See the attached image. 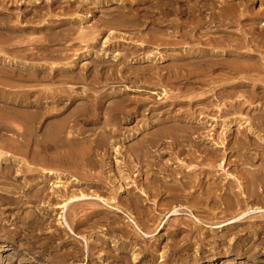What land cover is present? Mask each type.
Returning a JSON list of instances; mask_svg holds the SVG:
<instances>
[{"label":"rangeland","instance_id":"374dc122","mask_svg":"<svg viewBox=\"0 0 264 264\" xmlns=\"http://www.w3.org/2000/svg\"><path fill=\"white\" fill-rule=\"evenodd\" d=\"M47 170L66 197L34 183ZM0 187V264H264V0H0ZM81 193L150 236L90 201L69 236L52 208Z\"/></svg>","mask_w":264,"mask_h":264},{"label":"bare ground","instance_id":"6f19581e","mask_svg":"<svg viewBox=\"0 0 264 264\" xmlns=\"http://www.w3.org/2000/svg\"><path fill=\"white\" fill-rule=\"evenodd\" d=\"M230 6V5H229ZM232 7V6H231ZM226 8V7H225ZM233 8V7H232ZM235 9V8H234ZM233 10V9H232ZM224 11V10H223ZM228 11H229V9H228ZM230 12V11H229ZM237 12V11H236ZM243 12H246V11H243ZM218 13V12H217ZM217 13H216V15H217ZM226 13V12H225ZM233 13V12H232ZM223 14V13H222ZM230 14V13H229ZM228 14V15H229ZM236 14V13H235ZM245 14V13H244ZM243 14V15H244ZM256 14V13H255ZM215 15V14H214ZM215 15V16H216ZM226 15H227V13H226ZM227 15V16H228ZM231 15V14H230ZM242 15V14H241ZM246 15V14H245ZM250 16H251V14H249ZM257 15V14H256ZM222 16V15H221ZM239 16V15H238ZM248 16V15H247ZM226 17V16H225ZM229 17V16H228ZM246 17V16H245ZM255 17V16H254ZM215 18V17H214ZM214 18H213V21H214ZM224 18V17H223ZM244 18V17H243ZM247 18V17H246ZM217 19H219L218 17H217ZM216 19V20H217ZM222 20V19H221ZM217 22V21H216ZM217 60V59H216ZM216 60H213V61H216ZM236 61H239L238 59L236 60ZM236 61H234L233 60V64L230 66L231 68H232V66H235V67H233L232 69L235 71V69L237 70V72L238 71H241V73L242 72H245V71H247V70H249V69H251V68H255L256 69V67H255V65L254 66H251L252 65V63H249V64H251V65H247L246 63H242V60H240L241 62H238V63H241L242 65H240V64H238ZM244 61V60H243ZM217 62V61H216ZM215 62V63H216ZM212 64H213V62H211ZM219 63V62H218ZM221 63H223V62H221ZM231 63V62H230ZM256 64V63H255ZM209 65H210V63H209ZM214 65V64H213ZM212 65V66H213ZM221 66H223V64H220ZM211 66V65H210ZM209 66V67H210ZM215 66V65H214ZM226 66V65H225ZM227 66H229V64L227 65ZM256 66H258V65H256ZM208 67V68H209ZM216 67V66H215ZM214 68V67H213ZM228 69V68H227ZM231 69V71L233 72V70ZM255 69H253V70H255ZM210 70V69H209ZM252 70V69H251ZM202 71V70H201ZM230 71V72H231ZM197 72V71H196ZM203 72V71H202ZM210 72V71H209ZM192 73V72H191ZM218 74V73H217ZM219 75V74H218ZM203 80V79H202ZM206 80V79H205ZM211 80V79H210ZM207 81V80H206ZM215 82V81H214ZM236 84H238V83H236ZM242 84V83H241ZM235 85V84H234ZM238 85H240V84H238ZM233 86V85H232ZM189 88V87H188ZM191 88V87H190ZM174 130H176V129H173L172 131H174ZM171 131V132H172ZM170 132V133H171ZM167 133H169V132H167ZM143 149V148H142ZM142 153V152H141ZM144 154H147V151H145V152H143ZM135 167H136V165H135ZM71 173V172H70ZM57 174H59L60 175V173H57ZM123 174V173H122ZM126 174V173H125ZM38 175V173H30L29 175L27 174V175H25V179H24V181L25 182H27V180L29 179H31V180H34L36 177L35 176H37ZM59 175L57 176H55V173H53L51 170H47L46 172H44V173H41V174H39V176H40V178H39V180L37 181V182H34V183H40V182H50V179H52L51 177H53V176H55L56 178L55 179H58L55 183H53V179H52V182H51V185H53L52 186V192H51V194L53 195L55 192H58V193H62V190H64L65 188H67V186L65 185L66 184V182H62V181H60L59 180ZM89 175H90V173H89ZM127 176H124V175H122V176H118V177H116V176H114L113 177V179L112 180H114L115 182H118V187H115L114 189H113V187L111 186V189H110V191H112V192H116V193H118L119 195H120V193L121 192H126V190H130V186H123V184H122V179H124V181H125V178H126V181H125V183H127V184H130L131 185V183H130V180H132V179H130V177L128 176V174H126ZM130 175V174H129ZM132 175V174H131ZM237 175V174H236ZM236 175H232V174H228L227 173V175H225V177H224V182H223V184H221L222 186L223 185H225V184H227V183H229V184H236V186H237V192H238V194H242V196H246L247 197V195L245 194V188L243 187V185H241V180L236 176ZM69 176V175H68ZM91 177L93 176V175H90ZM133 176V175H132ZM136 176V175H135ZM135 176L133 177V178H135ZM253 176V175H252ZM77 176H74V177H72L71 176V181H73V183H76V184H79V183H81V180L80 179H78V177L76 178ZM189 177V176H188ZM212 177V176H211ZM214 177V176H213ZM54 178V177H53ZM69 178V177H68ZM83 179H86V178H88V177H86V178H84V177H82ZM95 178H96V176L95 177H93V179L95 180ZM98 178H100V177H98ZM107 178V177H106ZM112 178V177H111ZM156 178V177H155ZM179 178H181V176L179 177ZM186 178V177H185ZM240 178H242V177H240ZM254 178V177H253ZM253 178H252V180H250L251 182L253 181ZM256 178H259V177H256L255 176V179ZM91 179V178H90ZM104 179V178H103ZM103 179H101L102 181H103ZM108 179V178H107ZM107 179H105V180H107ZM157 179V178H156ZM192 180V182H194L195 184H198V183H200V181H201V179L202 178H200V177H197V175L196 176H193L192 178H189V180ZM37 180V179H36ZM96 180H97V178H96ZM95 180V181H96ZM109 180V179H108ZM108 180H107V182H108ZM160 180H162V179H160ZM159 180V181H160ZM190 180V181H191ZM208 180H209V178H208ZM211 180V179H210ZM247 180H248V178H247ZM86 181H88V180H86ZM110 181V180H109ZM153 181L154 182H156V183H154L155 185L153 186V188H154V190H155V188L157 189L156 191L159 193V191H161L159 188H160V182H157L155 179H153ZM178 181V180H177ZM212 181V180H211ZM215 181H217V180H215ZM214 181V182H215ZM223 181V180H222ZM250 181H248V182H250ZM255 181H257V180H255ZM91 182H92V180H91ZM100 182V181H99ZM104 182H106V181H104ZM186 182H188V181H186ZM205 182V181H204ZM207 182V181H206ZM205 182V183H206ZM250 182V183H251ZM254 182V181H253ZM258 182V181H257ZM28 183V182H27ZM46 183V184H47ZM96 183H98V182H96ZM177 183V182H176ZM180 183V182H179ZM193 183V184H194ZM212 183V182H211ZM216 183V182H215ZM214 183V184H215ZM221 183V181H219V184ZM245 183V182H244ZM259 183V182H258ZM258 183H256V184H258ZM45 184V183H44ZM43 184V185H44ZM68 184H70V183H68ZM106 184V183H105ZM113 184V183H112ZM126 184V185H127ZM137 184V183H136ZM182 184V186H186L185 185V183L183 184V182L181 183ZM187 184V183H186ZM203 184V183H202ZM208 184V183H207ZM217 184V183H216ZM254 184V183H253ZM134 186H135V184H133ZM132 185V186H133ZM210 185V184H209ZM211 185H213V183L211 184ZM218 185V184H217ZM250 186L249 187H251L252 186V183L251 184H249ZM30 186H31V184H29L28 185V187H27V190L30 188ZM108 186V185H107ZM109 186H110V182H109ZM178 186H179V184H178ZM198 185H196V187H197ZM202 186V185H201ZM206 186V185H205ZM205 186L203 187V188H205ZM255 186V185H254ZM258 186V185H257ZM256 186V187H257ZM136 187V186H135ZM134 187V188H135ZM181 187V186H180ZM179 187V188H180ZM207 187H208V185H207ZM212 187V186H211ZM253 187V186H252ZM69 188H71V187H68L67 189H69ZM107 188V187H106ZM110 188V187H109ZM108 188V189H109ZM198 188H200L201 189V191H204V194H205V191H207V189L209 190V189H211V188H205V190L203 189L202 190V188L201 187H198ZM217 188V187H216ZM218 188H220V189H222L220 186L218 187ZM254 189H255V187H253ZM67 189H65L64 190V192L63 193H65V192H68V190ZM136 189V188H135ZM158 189H159V191H158ZM195 189V188H194ZM213 190H215L214 188H212ZM220 189H218V190H220ZM254 189H252V190H254ZM0 190H2V191H4V192H10V193H12L11 191H12V189H11V191H8L6 188H2V187H0ZM44 190V189H43ZM67 190V191H66ZM140 192L138 193V198H143V199H145V201L147 200V201H150L149 199H148V194H147V192L144 190V189H141V188H139L138 189ZM163 190V189H162ZM197 190V189H196ZM230 190V189H229ZM252 190H250L251 191V193L253 192ZM257 190V189H256ZM15 191V190H14ZM40 191H42V189H40ZM69 191H71V190H69ZM165 191V190H164ZM176 191H178V190H176ZM225 191V190H224ZM245 191V192H244ZM255 191V190H254ZM257 191H259V190H257ZM112 192H110V193H112ZM138 192V191H137ZM179 192V191H178ZM237 192H235V193H237ZM248 192V191H247ZM43 193V192H42ZM59 194V195H57V197L59 196V198L60 197H62V195H65V194ZM109 193V194H110ZM115 193V194H116ZM152 193H154L155 194V192L153 191ZM174 193V192H173ZM180 193V192H179ZM184 193V192H183ZM211 193L212 194H214L215 193V195H216V191H214V193L211 191ZM257 192L255 191V193L254 194H256ZM260 193V192H259ZM258 193V194H259ZM50 194V193H49ZM48 194V195H49ZM56 194V193H55ZM68 194V193H67ZM66 194V195H67ZM114 194V196L116 197L117 195H115ZM175 194H177V192L175 193ZM181 194V193H180ZM211 194V195H212ZM219 194V193H218ZM238 194H237V196H238ZM40 195H41V193H40ZM39 195V196H40ZM66 195H65V197H66ZM136 195V194H135ZM179 195V194H178ZM177 195V196H178ZM214 195V196H215ZM219 195H221V194H219ZM233 195H235V194H233ZM36 196H38V194H36L34 197L36 198ZM46 196V195H45ZM50 196V195H49ZM132 196V195H131ZM134 196V195H133ZM173 196V195H172ZM183 196H184V194H183ZM183 196H181V197H183ZM199 196H202V194L201 195H199ZM207 196H208V194L206 195V198L205 199H207ZM213 196V195H212ZM213 196V197H214ZM236 196V195H235ZM234 196V197H235ZM251 197H252V194L250 195ZM20 197V196H19ZM34 197H32L33 199H34ZM65 197H64V199H65ZM113 197V196H112ZM198 197V196H197ZM196 197V198H197ZM220 197V196H219ZM254 197V196H253ZM39 198V197H38ZM41 198V197H40ZM39 198V199H40ZM45 198V197H44ZM48 198V197H47ZM53 198H54V196H53ZM109 199H107V198H105V197H103V196H100L98 193H93V194H83V193H81V194H79V195H71V197H67L66 199H65V201H63L61 204H59V205H57L56 207H51L52 208V210L54 209V208H59V209H61L60 211H59V213H58V215H57V217H56V219H57V221H58V223L61 225V228H62V230H64L67 234H69V236H72V237H75V238H79V237H81L79 234H77L75 231H74V229H73V227L70 225V222L68 221V219H67V214H68V211H69V209L73 206V205H79L80 203H82V202H88V201H90L91 202V204H94V203H96L97 204V206L98 205H100V206H102V207H105L104 209H105V211L107 210V211H113V212H115V213H121V214H123L126 218H127V221L129 222V223H131V227H132V231H133V234L135 235V236H137V235H139L140 237H143V238H146V237H149L150 236V234L149 233H147V232H145L142 228H141V226L138 224V222L127 212V211H125L124 210V208H123V206H120L119 204L120 203H118V201L116 200V198H115V200H116V202H111L110 201V197H108ZM129 198V197H128ZM135 198V197H134ZM169 198V197H168ZM173 198H174V196H173ZM177 198V197H176ZM180 198V197H179ZM190 198V197H189ZM204 197H202V199H203ZM208 198H209V196H208ZM211 198V197H210ZM217 199H218V197H216ZM221 198V197H220ZM225 198H227V197H225ZM236 199H237V197H235ZM38 199V200H39ZM43 199V198H42ZM46 199V198H45ZM45 199H43L44 201H45ZM133 199V198H132ZM165 199V198H164ZM183 199V198H182ZM185 199H187V198H185ZM191 199V198H190ZM201 199V198H200ZM199 199V200H200ZM201 199V200H202ZM213 199V198H212ZM224 199V198H223ZM228 199V198H227ZM229 199H230V197H229ZM240 199V198H239ZM246 199H248V197L246 198ZM14 200H15V198H14ZM22 200H24V199H22ZM22 200H20V201H22ZM30 200V199H29ZM36 200V199H35ZM42 200V201H43ZM50 200V199H49ZM57 200V199H56ZM61 200V199H60ZM113 200V199H112ZM130 200V199H129ZM129 200H127V201H129ZM169 200V199H168ZM195 201H196V199H194ZM198 200V199H197ZM198 200V201H199ZM200 200V201H201ZM211 200V199H210ZM216 200V199H215ZM25 201V200H24ZM23 201V202H24ZM67 201V202H66ZM114 201V200H113ZM131 201V200H130ZM136 201V200H135ZM138 199H137V201H136V203H138ZM177 201V200H176ZM200 201H199V203H200ZM204 201V200H203ZM202 201V202H203ZM224 201V200H223ZM230 201H232L231 199L229 200V202ZM237 201V200H236ZM46 202H47V199H46ZM50 202V201H49ZM93 202V203H92ZM134 202V201H133ZM143 202V201H142ZM207 202V201H206ZM217 202H219V201H217ZM225 202V201H224ZM233 202H234V198H233ZM233 202H231L232 204H233ZM42 203H44V202H42ZM48 203V202H47ZM51 203V202H50ZM49 203V205L50 206H54V205H51ZM132 203V202H131ZM194 203H196V202H194ZM227 204H229L228 203V200H227V202H226ZM230 203V204H231ZM89 204V203H88ZM130 204V203H129ZM135 204V203H134ZM143 204V203H142ZM229 204V205H230ZM239 204V203H238ZM234 205V204H233ZM232 205V206H233ZM45 206V205H44ZM80 206V205H79ZM92 206V205H91ZM96 206V205H95ZM38 207V206H37ZM40 207V206H39ZM38 207V208H39ZM83 207V206H82ZM81 207V208H82ZM99 207V206H98ZM45 208V207H44ZM76 208V207H75ZM96 208V207H95ZM142 208V207H141ZM48 209H50V207L48 208ZM99 209V208H98ZM102 209V208H101ZM103 209V210H104ZM51 210V211H52ZM73 210V209H72ZM100 210V209H99ZM50 211V210H49ZM50 211V212H51ZM94 212L96 211V210H93ZM92 211V212H93ZM250 211L251 212H253V213H261V212H263L264 210L262 209V208H255V209H250ZM93 212V213H94ZM144 212V211H143ZM47 213V212H46ZM69 213H71L70 211H69ZM75 213V212H74ZM77 213V212H76ZM150 213V212H149ZM168 213L169 214H167L168 215V217L169 216H171V215H180V214H187L186 212H184V211H180V209L179 208H176V207H173L172 209H170L169 211H168ZM248 212H244L243 214H241V215H236L235 217H233V218H231V219H229V220H227V221H225V222H222V223H220V225L219 226H225V225H227V224H233V223H238V221L239 220H242V218H246V216H244V215H246ZM41 214H43V213H41ZM78 214V213H77ZM90 214V213H89ZM88 214V215H89ZM95 214V213H94ZM49 215V214H48ZM87 215V214H86ZM97 215V214H96ZM44 216V215H43ZM90 216H92L91 214H90ZM188 216H189V218H190V220L191 221H193L194 223H201L202 221H201V219H199L198 217H196L195 215H193L191 212H188ZM148 218V217H147ZM78 220V219H77ZM149 221V220H148ZM138 237V236H137ZM83 242L85 243V244H87V239H85L84 237H83Z\"/></svg>","mask_w":264,"mask_h":264}]
</instances>
